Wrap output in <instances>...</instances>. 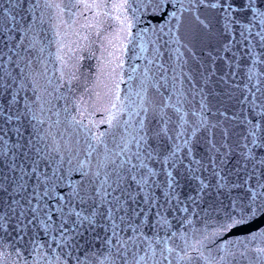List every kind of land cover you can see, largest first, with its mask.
<instances>
[{
	"label": "snow or ice",
	"instance_id": "obj_1",
	"mask_svg": "<svg viewBox=\"0 0 264 264\" xmlns=\"http://www.w3.org/2000/svg\"><path fill=\"white\" fill-rule=\"evenodd\" d=\"M0 264H264V0H0Z\"/></svg>",
	"mask_w": 264,
	"mask_h": 264
}]
</instances>
